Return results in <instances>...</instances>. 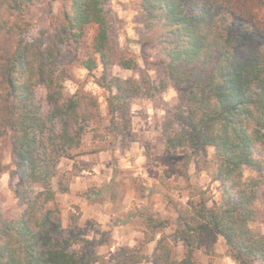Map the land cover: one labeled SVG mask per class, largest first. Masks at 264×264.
Instances as JSON below:
<instances>
[{
    "label": "trees",
    "instance_id": "1",
    "mask_svg": "<svg viewBox=\"0 0 264 264\" xmlns=\"http://www.w3.org/2000/svg\"><path fill=\"white\" fill-rule=\"evenodd\" d=\"M37 1L0 0V173L8 141L15 195L25 206L6 218L0 201V264H91L100 261L93 249H70L77 238L62 235L56 196L70 186L60 178L55 188L53 178L61 158H72L94 129L99 102L84 90L65 94L70 75L59 60L64 46H79L89 27L95 29L97 59L82 64L89 72L101 66L97 84L109 92L107 128L124 147L132 140L131 102L142 91L134 78L110 77L109 68L114 61L125 69L138 63L115 53L109 0H70L55 31L28 37ZM138 9L143 29L165 55L167 78L185 99L163 126L166 164L187 176L190 160L212 147L222 203L210 207L203 197L176 207L174 236L185 246L180 260L162 235L152 255L142 245L119 247L101 264H196V249L211 250L219 235L236 264H264V232L252 227L264 222V0H139ZM40 86L46 104L37 95ZM184 148L191 151L187 161L177 155ZM245 168L257 175L245 180ZM147 220L144 244L167 226L153 215Z\"/></svg>",
    "mask_w": 264,
    "mask_h": 264
},
{
    "label": "rangeland",
    "instance_id": "2",
    "mask_svg": "<svg viewBox=\"0 0 264 264\" xmlns=\"http://www.w3.org/2000/svg\"><path fill=\"white\" fill-rule=\"evenodd\" d=\"M70 0H38L30 11L31 26L28 37L40 29L55 31ZM139 0H109L114 21L115 53L134 57L137 67L125 69L112 62L110 77L134 78L142 93L132 99L130 107L132 140L124 147L108 131L107 89L97 84L102 68L89 72L83 59L97 55L92 48L95 29L89 27L79 46L66 45L59 63L69 72L65 94L70 96L84 90L97 97L98 119L92 131L82 138L72 158H61L53 185L63 178L69 183L68 193H58L56 204L60 209L62 235L77 238L70 249L94 251L102 259L114 257L119 247L142 245L149 255L154 252L163 235L173 248L175 258L185 254L182 241L175 240L177 206L187 207L201 198L208 206L218 208L222 203L220 182L213 177L216 160L214 149L206 148L190 160L187 176L172 173L166 164L163 126L168 116L184 107V97L171 84L165 73V55L152 36L143 29L138 9ZM37 95L46 104V90L40 86ZM178 156L191 155L188 148L179 149ZM259 156L264 158V151ZM3 172L0 173V201L6 218L20 215L25 206L15 195L18 179L12 159L10 142L2 144ZM245 168L244 179L256 176ZM166 221V227L155 232V239L144 244L150 231L148 216ZM264 232V222L253 224ZM88 242V244H87ZM91 244V245H90ZM93 250H92V249ZM92 250V251H91ZM196 264H236L228 246L218 236L211 250L206 245L195 251ZM141 264H151L143 262Z\"/></svg>",
    "mask_w": 264,
    "mask_h": 264
}]
</instances>
